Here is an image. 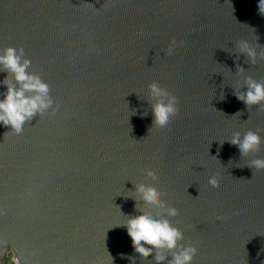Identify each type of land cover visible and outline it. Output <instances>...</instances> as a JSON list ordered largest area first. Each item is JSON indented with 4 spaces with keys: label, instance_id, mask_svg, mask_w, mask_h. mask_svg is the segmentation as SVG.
Wrapping results in <instances>:
<instances>
[{
    "label": "water",
    "instance_id": "95a60500",
    "mask_svg": "<svg viewBox=\"0 0 264 264\" xmlns=\"http://www.w3.org/2000/svg\"><path fill=\"white\" fill-rule=\"evenodd\" d=\"M258 3L0 0V51L23 47L54 101L19 135L0 125V263L155 264L121 226L146 183L178 210L166 218L197 248L192 264H264V170L248 167L264 158V112L233 94L237 62L264 81V60L235 52L264 45ZM153 81L178 101L168 128L152 127ZM248 130L261 148L242 157L227 139Z\"/></svg>",
    "mask_w": 264,
    "mask_h": 264
},
{
    "label": "clouds",
    "instance_id": "9594fccd",
    "mask_svg": "<svg viewBox=\"0 0 264 264\" xmlns=\"http://www.w3.org/2000/svg\"><path fill=\"white\" fill-rule=\"evenodd\" d=\"M258 10L260 14H264V0H259ZM256 37V40H259V37ZM175 46L176 41H171L166 54L172 55ZM235 49V52L239 53L237 61L240 55L244 56V63L250 65H255L258 60H264V45L259 43L253 45L247 40H239L235 44ZM31 67L32 60L26 56L23 47L9 46L0 51V72L6 73L4 79L0 80V85L6 89L2 94L3 98L0 99V125L10 127L17 135L23 132L26 123L38 115L43 116L54 104L48 83L39 74L30 71ZM245 72V68L237 62L236 74L241 77L242 82L235 88L233 94L248 109L258 106L257 110L264 112V81H257L251 75H245ZM147 87V99L153 115L152 127H170L178 114L176 97L156 81ZM241 88L247 90L241 91ZM223 98L222 94L221 99ZM241 114L237 112L235 115ZM144 115H147V110ZM227 141L238 147L241 156L245 157L260 152L262 138L258 131L248 130L243 134L239 131L234 132ZM224 142L225 140L220 141L221 146ZM248 167L253 170H264V158L252 159ZM145 175L159 182V176L150 168L145 170ZM208 183L214 188L219 187V180L215 175ZM134 191L138 196V199L133 198L136 201L135 208L140 214L126 216L127 221L121 226L126 228L135 252L144 260L154 256L155 264H192L197 255V248L191 244H182L184 233L166 218L176 217L179 214L178 210L169 207L161 198L162 193L146 183L134 184ZM140 202L159 211L155 215L148 214L140 206ZM121 257L124 258V254H121Z\"/></svg>",
    "mask_w": 264,
    "mask_h": 264
},
{
    "label": "rangeland",
    "instance_id": "374dc122",
    "mask_svg": "<svg viewBox=\"0 0 264 264\" xmlns=\"http://www.w3.org/2000/svg\"><path fill=\"white\" fill-rule=\"evenodd\" d=\"M11 261L10 260H4L3 262H1L0 264H12L10 263Z\"/></svg>",
    "mask_w": 264,
    "mask_h": 264
},
{
    "label": "trees",
    "instance_id": "16d2710c",
    "mask_svg": "<svg viewBox=\"0 0 264 264\" xmlns=\"http://www.w3.org/2000/svg\"><path fill=\"white\" fill-rule=\"evenodd\" d=\"M5 260H10V255L8 254L7 255V257H6V259ZM11 261V260H10ZM10 263H12L13 264V262L11 261Z\"/></svg>",
    "mask_w": 264,
    "mask_h": 264
}]
</instances>
